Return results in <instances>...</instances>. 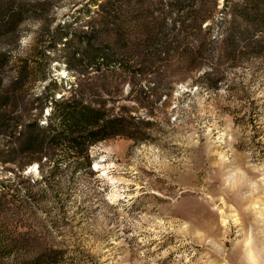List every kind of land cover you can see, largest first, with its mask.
<instances>
[{
	"label": "rangeland",
	"instance_id": "obj_1",
	"mask_svg": "<svg viewBox=\"0 0 264 264\" xmlns=\"http://www.w3.org/2000/svg\"><path fill=\"white\" fill-rule=\"evenodd\" d=\"M35 1L45 19L26 20L0 53L41 64L63 83L57 97L66 82L103 88L113 114L135 118L138 139L91 146L88 168L59 156L7 162L0 136V264L53 251L57 264H264V35L221 20L225 0H100L98 11L96 0H24ZM70 23L73 42L55 44ZM94 29L92 50L125 69L73 60L91 51ZM6 71L9 88L12 58Z\"/></svg>",
	"mask_w": 264,
	"mask_h": 264
},
{
	"label": "trees",
	"instance_id": "obj_2",
	"mask_svg": "<svg viewBox=\"0 0 264 264\" xmlns=\"http://www.w3.org/2000/svg\"><path fill=\"white\" fill-rule=\"evenodd\" d=\"M99 2L100 0H96L97 11L102 10ZM224 2L221 20L231 16L234 20L256 29L255 35H264V0ZM44 5L45 3L36 1L30 4L24 0H0V40L10 37L18 39L20 27L28 19L44 20ZM213 17L214 8L213 11L195 15L193 21L201 26ZM72 26L73 23L58 27V30L64 33L58 35L59 43L55 41V44L67 48L73 42L72 34L68 31ZM101 32L94 29L90 38H87L86 46L91 50L89 54L82 55L79 59L73 54V60L83 63L86 57L95 66V71H102V74L125 69L124 59H117L105 48L92 50V41L95 39L98 42L102 36ZM11 58L12 81L7 88L5 75ZM13 58L9 52L0 53V136L9 140L8 150L12 153V159L7 162H16L19 155L28 158L25 164L34 161L41 163L45 158L46 161H51L55 156H59L62 162H70V165L76 166L87 162L90 168L91 159L88 152L91 146L116 137L138 139L135 118L113 114V110L107 107L108 101L104 98L103 88L66 82L68 94L57 97L55 94L61 90L62 81L50 76L48 72H42L41 64L37 62L33 64L22 60L18 65ZM49 58L50 55H44L46 64L49 63ZM66 61L71 64V57L68 56ZM38 80L46 83L43 94L25 102L24 95ZM46 109H49V113H45ZM6 190L1 187L0 195ZM23 248L25 247L22 241L18 240L12 252L18 254ZM56 254L58 252L55 251L42 253L28 261V264H57Z\"/></svg>",
	"mask_w": 264,
	"mask_h": 264
},
{
	"label": "bare ground",
	"instance_id": "obj_3",
	"mask_svg": "<svg viewBox=\"0 0 264 264\" xmlns=\"http://www.w3.org/2000/svg\"><path fill=\"white\" fill-rule=\"evenodd\" d=\"M96 167L98 168V166L96 165Z\"/></svg>",
	"mask_w": 264,
	"mask_h": 264
}]
</instances>
